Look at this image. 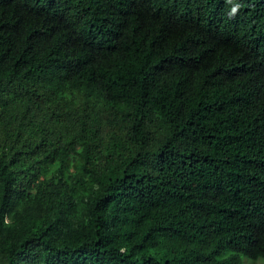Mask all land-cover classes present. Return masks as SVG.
<instances>
[{
    "label": "trees",
    "instance_id": "1",
    "mask_svg": "<svg viewBox=\"0 0 264 264\" xmlns=\"http://www.w3.org/2000/svg\"><path fill=\"white\" fill-rule=\"evenodd\" d=\"M220 2L0 0V264L264 258V0Z\"/></svg>",
    "mask_w": 264,
    "mask_h": 264
},
{
    "label": "clouds",
    "instance_id": "2",
    "mask_svg": "<svg viewBox=\"0 0 264 264\" xmlns=\"http://www.w3.org/2000/svg\"><path fill=\"white\" fill-rule=\"evenodd\" d=\"M246 2H241V0H223V2H220L217 6L218 11L220 7H223L224 5L228 8L227 10V19L230 22H239L243 23L245 22L242 15V10L246 6ZM247 29V25H246ZM264 40V19L259 22L258 25V33L254 41H263ZM250 42V43H252ZM242 47H250L251 44H240Z\"/></svg>",
    "mask_w": 264,
    "mask_h": 264
},
{
    "label": "rangeland",
    "instance_id": "3",
    "mask_svg": "<svg viewBox=\"0 0 264 264\" xmlns=\"http://www.w3.org/2000/svg\"><path fill=\"white\" fill-rule=\"evenodd\" d=\"M243 264H264V258L257 259L256 261H251L248 257L242 256Z\"/></svg>",
    "mask_w": 264,
    "mask_h": 264
}]
</instances>
